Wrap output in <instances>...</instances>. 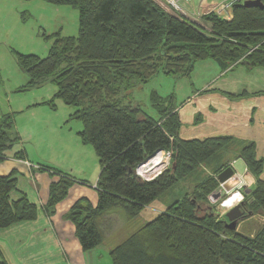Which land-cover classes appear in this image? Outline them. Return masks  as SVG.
Segmentation results:
<instances>
[{
    "label": "trees",
    "instance_id": "16d2710c",
    "mask_svg": "<svg viewBox=\"0 0 264 264\" xmlns=\"http://www.w3.org/2000/svg\"><path fill=\"white\" fill-rule=\"evenodd\" d=\"M44 1L77 9V35L44 36L51 43L42 58L13 53L28 77L22 90L50 79L55 92L41 104L53 110L58 101L73 107L69 119L82 123L78 136L97 156L96 204L78 198L64 215L74 225L82 249L103 242L108 214L120 211L134 220L176 184L190 180L192 192L110 250L112 264H264V223L254 234H246L228 228L225 213H202L196 207L198 199L208 202L219 187L216 175L241 159L255 181L242 193L240 209L264 216V162L257 158L254 142L232 136L181 139L173 94L150 93L155 115L132 96L160 73L189 77L198 61L213 60L221 70L241 62L264 67V8L235 3L230 21L203 15L206 31L164 11L154 0ZM16 140L13 114L0 111V160ZM162 151H171L169 164L153 178L140 177L137 168ZM16 157L23 158L22 151ZM42 168L58 176L43 206L49 214L81 180L55 167ZM15 189L12 174L0 175V229L37 215V205L24 195L10 200ZM0 264H6L2 258Z\"/></svg>",
    "mask_w": 264,
    "mask_h": 264
},
{
    "label": "crops",
    "instance_id": "0c3cea01",
    "mask_svg": "<svg viewBox=\"0 0 264 264\" xmlns=\"http://www.w3.org/2000/svg\"><path fill=\"white\" fill-rule=\"evenodd\" d=\"M202 68L205 76L199 82V86L191 89L179 103L174 96L180 119L179 138L202 140L215 136H232L254 142L255 148L258 142H264V67L250 68L241 62L230 69L221 70L213 60H204L194 64L192 76H199ZM152 91L159 94L156 90H150L149 95ZM43 101L32 102L25 108L19 106L9 108L8 105L6 111L0 110L2 113L13 114L15 123L13 129L17 136V140L0 160V175L12 174L16 180V189L9 195L11 201H16L24 195L38 207L34 219L20 221L0 229V258L6 264H112L109 252L114 246L107 243L105 229L101 244L93 249L83 250L75 236L74 225L64 217L78 198L86 197L92 205L96 204L97 192L94 185L98 178L97 172L94 182L89 183L81 176H77L82 174L87 176V169L77 170L78 174L75 176L73 168L68 166L63 168L65 172H69L75 178L78 177V181L86 182L74 183L69 188L66 198L55 205L52 213L48 214L44 210L49 187L58 180V176L42 168V165L55 167L53 164L41 163L42 158L46 157L44 153L47 149L46 143L43 139H33L30 136L40 124L44 123L47 127L44 119L41 120L39 116L52 114L55 110L41 104ZM151 108L153 112L152 105ZM23 114H27L22 117L25 122L18 126L16 118ZM151 115H155V111ZM23 140L33 143L28 150ZM21 151L23 158L16 157V153ZM27 151L33 153L34 158L29 159ZM257 153L256 150V156L260 158ZM239 162H242L241 166L236 169L235 165ZM143 165L136 170L140 176L144 173L140 169ZM233 168L248 183L244 184L242 189H232L231 192L243 193V189L247 192L254 184L255 178L241 159L233 160ZM152 174L150 178L155 176ZM234 184L228 180L223 187L230 189ZM143 223L140 222L138 227ZM124 237L112 236V239Z\"/></svg>",
    "mask_w": 264,
    "mask_h": 264
},
{
    "label": "rangeland",
    "instance_id": "374dc122",
    "mask_svg": "<svg viewBox=\"0 0 264 264\" xmlns=\"http://www.w3.org/2000/svg\"><path fill=\"white\" fill-rule=\"evenodd\" d=\"M219 1L220 0H193L192 2L194 5L213 6L220 3ZM168 3L169 2L165 1L160 2V0L157 2L164 11L174 15ZM199 22L200 23H191L208 31L207 25L203 23L202 18H200ZM57 32H60L63 36L77 35L78 11L76 8L69 5H54L44 0H0V110L6 111L8 105L9 108H16L18 106L25 108L32 102L47 100L53 96L55 86L48 78L36 86L22 90L28 82V77L17 66L13 52L17 51L23 54H34L40 58L45 57L48 53L51 40L46 39L44 36ZM197 63L198 62H196V64ZM200 65H198L197 68H199ZM204 76L203 68L200 70V74L197 77L192 76V74H190L189 77H179L160 73L143 86L133 90L132 96L134 100H138L137 102L144 111L148 114H154L149 102L150 90H156L160 95L173 93L179 103L191 92V89L199 86V82ZM55 103H57L56 109L52 114L39 116L41 120L44 119L47 127L42 123L39 127H35V130L30 134L33 139H43L47 145V149L44 152L46 157H44V159L42 158L41 163L53 164V166L60 171H65L63 168L68 166L75 170V172L73 171L75 176L78 174L77 170L87 169V176L84 174L77 176H81V178H84L87 182L93 183L96 177L95 172H97V175L99 173V163L92 146L82 143L78 136V132L82 130V123L79 120L69 119V115L74 111L73 107L66 106L59 101ZM24 115L27 114H23L21 117L16 118L18 119V126H22L25 122L22 118L25 117ZM29 120L30 116L28 121ZM14 124L15 123H13V125ZM19 132L20 135H22V132ZM23 138L25 139V137ZM23 142H25L24 145H26L27 150L33 144L28 140L27 142L23 140ZM256 150L258 152L257 155L262 158L264 162L263 141L257 143ZM27 152L29 159L34 158L33 153ZM160 153L161 152L150 158V160L144 163L146 166L140 169L151 174H156L158 171L161 172L165 168V164L163 163L164 156ZM241 163L239 162L236 164L235 168L238 169ZM228 166L233 168V161L229 162ZM233 170L235 172V177H232V180L235 181V178L238 177V181L241 180L244 184L248 183L243 177H240L236 173L234 168ZM145 172L141 174L142 178L153 175L149 174L146 176ZM261 177H264V165ZM231 183L234 184L235 182ZM192 187L193 184L190 180L176 184L164 195L155 200L148 208L142 211L141 215L135 218L134 222L127 220L120 211L108 214L107 220L104 221V229L106 230V236H108L107 243L116 246L125 239L124 236H129L135 231L140 222H146L154 218L158 212L163 211L173 201L180 199L185 192L191 191ZM191 192L187 193V195H191ZM216 192H221V196L215 198L214 201L211 199V196L208 202H204L203 199H201V201L199 199L196 201V207L200 209L202 213L210 209H213L220 215L226 212V209L220 206L221 200L225 197V193L221 190L220 184L213 193ZM243 192H245L244 189ZM189 198L193 201V194ZM238 204H241V202ZM243 213L244 216H246L237 222L236 230L246 234H254L264 223V216L258 213L252 215H250V212ZM112 236H118V238L124 237V239L115 240L114 238L112 239Z\"/></svg>",
    "mask_w": 264,
    "mask_h": 264
},
{
    "label": "built area",
    "instance_id": "2783aa9c",
    "mask_svg": "<svg viewBox=\"0 0 264 264\" xmlns=\"http://www.w3.org/2000/svg\"><path fill=\"white\" fill-rule=\"evenodd\" d=\"M154 1L157 3L159 0L158 1L154 0ZM161 1L169 2L168 4L171 6V9L173 10V14L179 17L180 19L200 23L199 20L203 15L211 14V13L226 21H230L232 19L233 5L239 2L243 3L245 0H222L220 1V3H217L216 5H213V6H201L200 4L194 5L192 2L193 0H160V2ZM199 8H200V11H199ZM160 154L164 156L163 163L165 164L164 166L166 167L170 161L171 151H162ZM144 166L146 165H143V167ZM145 173H146V176L151 174L147 171ZM158 173H160V171H158ZM158 173H156L155 176ZM150 177H145V179H148ZM235 179L237 181L230 189H226L223 187V185L220 184L221 190H223V192L225 193V197L223 198V200H221L220 205L225 199H228L230 195L234 193V192H231L232 189L233 190L242 189L244 183H242L241 180L238 181V177H236Z\"/></svg>",
    "mask_w": 264,
    "mask_h": 264
},
{
    "label": "water",
    "instance_id": "95a60500",
    "mask_svg": "<svg viewBox=\"0 0 264 264\" xmlns=\"http://www.w3.org/2000/svg\"><path fill=\"white\" fill-rule=\"evenodd\" d=\"M242 4L244 6H258L264 8L262 0H245ZM234 176L235 172L233 168L228 166L216 176V179L219 184L225 186L226 182ZM220 194L221 192L212 193L211 197L214 196V198H219ZM240 207L241 204H236L234 207L227 209L225 212V216L227 218L226 226L232 230L236 229L237 222L244 216Z\"/></svg>",
    "mask_w": 264,
    "mask_h": 264
},
{
    "label": "clouds",
    "instance_id": "9594fccd",
    "mask_svg": "<svg viewBox=\"0 0 264 264\" xmlns=\"http://www.w3.org/2000/svg\"><path fill=\"white\" fill-rule=\"evenodd\" d=\"M140 176V175H139ZM141 177V176H140ZM145 179V178H144ZM213 201L215 200L214 196L211 198ZM244 199V196L241 194L239 191H235L233 194L230 195L228 199H225L221 203V208L225 209H231L234 207L236 204H238L240 201ZM224 213H221L223 215Z\"/></svg>",
    "mask_w": 264,
    "mask_h": 264
},
{
    "label": "bare ground",
    "instance_id": "6f19581e",
    "mask_svg": "<svg viewBox=\"0 0 264 264\" xmlns=\"http://www.w3.org/2000/svg\"><path fill=\"white\" fill-rule=\"evenodd\" d=\"M235 177V176H234ZM231 180V182L233 181L232 179H230ZM237 181V180H236ZM233 186V185H232Z\"/></svg>",
    "mask_w": 264,
    "mask_h": 264
}]
</instances>
